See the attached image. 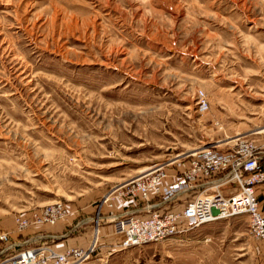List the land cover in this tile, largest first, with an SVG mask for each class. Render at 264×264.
<instances>
[{"label": "rangeland", "instance_id": "1", "mask_svg": "<svg viewBox=\"0 0 264 264\" xmlns=\"http://www.w3.org/2000/svg\"><path fill=\"white\" fill-rule=\"evenodd\" d=\"M240 142L264 171V0H0V235L11 243L51 247L30 237L61 225L85 249L93 219L143 208L114 195L101 206L118 187L157 164L169 183L199 152ZM220 191L238 189L228 179ZM56 204L64 219L17 230ZM249 225L240 215L127 249L100 230L84 264H264Z\"/></svg>", "mask_w": 264, "mask_h": 264}, {"label": "built area", "instance_id": "2", "mask_svg": "<svg viewBox=\"0 0 264 264\" xmlns=\"http://www.w3.org/2000/svg\"><path fill=\"white\" fill-rule=\"evenodd\" d=\"M253 150L251 143L240 142L236 150L225 153L213 150L199 152L174 181L166 182L169 176L157 164L145 175L118 187L103 198L101 206L107 205L112 209V195L116 199H126L131 204L140 202L144 205L143 208L107 218L112 224L113 233L121 237L119 246L127 249L163 242L189 233L204 224L240 215L249 217L251 235L264 243V213L255 195V188L264 181V171ZM228 170L230 171L227 172ZM224 171L226 173L220 184L216 185L210 180L214 174ZM228 179L235 182L238 191L226 196L222 194L220 187ZM198 189H202L199 196L181 202V195ZM159 196L162 197L161 201L151 203ZM170 205L172 208L168 207ZM65 216L66 211L60 204L49 206L34 215L32 223L26 219H18L17 230L32 224L53 226ZM103 221L101 217L92 220V229L96 235L85 249L71 247L59 252L52 246L42 244L23 247L26 244L11 243L9 236L1 234L0 241L5 245L4 253L9 254L0 259V264H84L94 253L99 240L97 233Z\"/></svg>", "mask_w": 264, "mask_h": 264}, {"label": "crops", "instance_id": "3", "mask_svg": "<svg viewBox=\"0 0 264 264\" xmlns=\"http://www.w3.org/2000/svg\"><path fill=\"white\" fill-rule=\"evenodd\" d=\"M257 194L259 195V197L262 196L261 201H259V203H260V209L264 213V184L258 187ZM111 214H113V213H111ZM119 214L120 213L118 212V215ZM108 217L109 216H107V215L103 216L104 221L102 223H100L99 231L101 230V232H102L100 239L104 238L106 232L109 233L110 230L113 231L112 225L106 226V227L104 226V225H106V223L107 224L110 223V221L107 220ZM90 227L93 228V226H90ZM67 231L68 230L62 228L61 225L60 226L57 225L56 227H53L49 230L41 229V231H39L38 234L34 233L35 235H31L30 239L33 240V239H37L39 237V238H41L39 240V242L44 241V242H48L51 244L54 243V245L52 247L55 250L63 251L67 248L74 247L76 245L75 244L76 240L73 237H69L68 235L65 236L64 232H67ZM69 232L70 231H68V233Z\"/></svg>", "mask_w": 264, "mask_h": 264}, {"label": "trees", "instance_id": "4", "mask_svg": "<svg viewBox=\"0 0 264 264\" xmlns=\"http://www.w3.org/2000/svg\"><path fill=\"white\" fill-rule=\"evenodd\" d=\"M263 168H264V165H263Z\"/></svg>", "mask_w": 264, "mask_h": 264}]
</instances>
